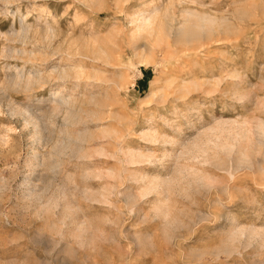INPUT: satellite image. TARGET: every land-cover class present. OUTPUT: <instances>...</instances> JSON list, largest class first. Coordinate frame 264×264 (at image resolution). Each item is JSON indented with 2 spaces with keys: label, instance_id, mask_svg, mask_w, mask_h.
Masks as SVG:
<instances>
[{
  "label": "rangeland",
  "instance_id": "374dc122",
  "mask_svg": "<svg viewBox=\"0 0 264 264\" xmlns=\"http://www.w3.org/2000/svg\"><path fill=\"white\" fill-rule=\"evenodd\" d=\"M0 264H264V0H0Z\"/></svg>",
  "mask_w": 264,
  "mask_h": 264
},
{
  "label": "bare ground",
  "instance_id": "6f19581e",
  "mask_svg": "<svg viewBox=\"0 0 264 264\" xmlns=\"http://www.w3.org/2000/svg\"><path fill=\"white\" fill-rule=\"evenodd\" d=\"M186 16L185 17H189V18H191V17H193V16H195L198 20H200L202 23H204V24H208V23H212L213 21H209L204 15H202V16H200V15H198V16H196V15H194V14H192V13H190V12H186V14H185ZM194 20V19H193ZM215 20V19H214ZM195 22V21H194ZM154 23H155V17H151V16H147V15H143V16H141V17H139V18H137V19H135L134 20V25H135V29H136V31H137V33L139 32V33H141L142 31L144 32V31H147V32H152V31H154ZM200 23V22H199ZM185 25L184 26H186V28H187V30L189 31L192 27H193V24L192 23H190V20L189 21H186L185 23H184ZM213 24V23H212ZM197 25V24H196ZM198 26V25H197ZM213 26V25H212ZM209 28V27H208ZM194 29V28H193ZM206 29H207V26L205 25V26H203V25H201V26H199L198 27V30H197V32H205V33H207L206 32ZM212 29V28H211ZM211 29H208V31L209 30H211ZM24 31V30H23ZM179 31H181V32H185V29L184 28H182V27H180L178 30H177V33L178 34H180L179 33ZM27 34V35H26ZM177 34V35H178ZM185 34V33H184ZM28 36V33H22V34H18L17 35V37L18 38H21L20 39V41H24V40H22V39H25L26 37ZM16 37V38H17ZM17 38V39H18ZM26 40H27V38H26ZM24 43V42H23ZM11 77V76H10ZM42 76H38V77H31V78H27V80H26V82H25V84H23L24 86H25V88L26 89H30L31 88V86H32V81H33V83L35 82V81H41V80H44V78L42 77ZM16 78V77H15ZM64 77L63 76H59L58 77V79H63ZM77 78V77H76ZM17 80H20L19 78L17 79ZM12 81V80H11ZM15 81H16V79H15ZM24 82V81H23ZM42 82V81H41ZM16 83V82H15ZM20 83H21V80H20ZM37 83V82H36ZM34 85V84H33ZM57 94V95H56ZM55 97L53 98V107H51V112H56V111H61V109H69L70 107H72V104H73V101L72 100H70L69 98H65V97H63V96H60V93H56L55 92ZM70 97V96H69ZM49 111V110H48ZM69 112V111H68ZM50 113V112H49ZM53 114V113H52ZM56 115V114H55ZM29 118V117H28ZM35 118V117H34ZM30 120L31 119H33V118H29ZM34 121V120H33ZM36 122V121H35ZM35 122H33V123H35ZM36 124V123H35ZM38 125V124H37ZM34 126H36V125H34Z\"/></svg>",
  "mask_w": 264,
  "mask_h": 264
}]
</instances>
